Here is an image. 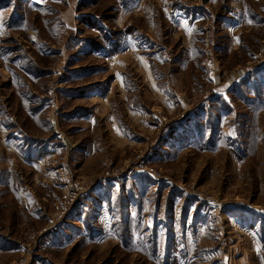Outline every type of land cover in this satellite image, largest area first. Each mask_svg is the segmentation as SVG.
<instances>
[{
	"label": "rangeland",
	"instance_id": "374dc122",
	"mask_svg": "<svg viewBox=\"0 0 264 264\" xmlns=\"http://www.w3.org/2000/svg\"><path fill=\"white\" fill-rule=\"evenodd\" d=\"M0 264H264V0H0Z\"/></svg>",
	"mask_w": 264,
	"mask_h": 264
},
{
	"label": "crops",
	"instance_id": "0c3cea01",
	"mask_svg": "<svg viewBox=\"0 0 264 264\" xmlns=\"http://www.w3.org/2000/svg\"><path fill=\"white\" fill-rule=\"evenodd\" d=\"M223 86H225V90L227 89V87H226V84L225 83H223Z\"/></svg>",
	"mask_w": 264,
	"mask_h": 264
},
{
	"label": "water",
	"instance_id": "95a60500",
	"mask_svg": "<svg viewBox=\"0 0 264 264\" xmlns=\"http://www.w3.org/2000/svg\"><path fill=\"white\" fill-rule=\"evenodd\" d=\"M144 172H147V171H144ZM139 173H141V171H139ZM151 175V174H150Z\"/></svg>",
	"mask_w": 264,
	"mask_h": 264
},
{
	"label": "snow or ice",
	"instance_id": "6c2138e0",
	"mask_svg": "<svg viewBox=\"0 0 264 264\" xmlns=\"http://www.w3.org/2000/svg\"><path fill=\"white\" fill-rule=\"evenodd\" d=\"M225 99H227V97H225Z\"/></svg>",
	"mask_w": 264,
	"mask_h": 264
}]
</instances>
